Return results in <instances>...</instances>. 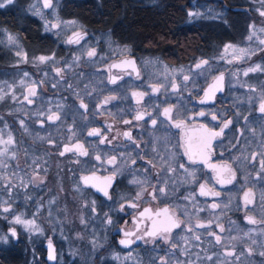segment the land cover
Returning a JSON list of instances; mask_svg holds the SVG:
<instances>
[{"label": "flooded vegetation", "instance_id": "1", "mask_svg": "<svg viewBox=\"0 0 264 264\" xmlns=\"http://www.w3.org/2000/svg\"><path fill=\"white\" fill-rule=\"evenodd\" d=\"M33 32L36 40L41 39L39 44L20 40L26 55L14 57L7 30L0 29V64L10 67L0 69L4 78L15 72L9 65L10 60L23 63L29 58L30 48L45 46L44 32ZM80 32L83 36L69 41V48L63 46L71 53L67 60L65 56L58 57V62L50 67L52 71L47 70L45 76L40 71L34 73L33 67L30 75L35 82L22 88L24 104L20 106L23 108L18 107L3 124L38 132L13 136L10 141L13 151L3 169L8 179L0 182L8 198L13 201L19 194L22 203L41 207L47 198L56 196L65 205L64 214L68 213L67 207H74L77 214H83L82 220L86 223L83 233L77 234L69 214L67 220L49 217L47 221L54 225L50 231H44L42 239L46 242L34 246L38 250L35 252L37 264H65L58 261L62 248L58 249L54 241L93 237L94 229L107 234L111 241L109 247L114 251L126 250L131 254L147 245H161L183 223V215H178L177 210L183 208L187 216L191 204L206 205L215 211L221 209L223 221L218 229L227 226L234 213L240 225L264 227V167L261 164L264 125L260 128V115L264 112L259 110L260 104L251 105L246 98L241 100L242 90L228 87L226 71H216L208 83L198 82L194 88L171 82L172 86L163 95L157 83L146 81L153 74L144 64L145 56L129 52L114 55L113 46L89 40L86 30L77 33ZM82 42L87 44L76 48ZM90 52L94 55L90 56ZM122 58H132L134 68L111 67ZM31 59L40 64L36 58ZM28 73L19 71L17 77L26 79ZM220 75L222 89L211 100L204 99V88ZM133 90L145 91V102L154 97L156 104L151 106L148 102L149 108L133 104ZM164 96H171L165 104L161 100ZM43 103L46 104L43 106ZM4 107L8 114V105ZM165 109H169L167 115ZM50 116L54 118L49 119ZM138 116L141 118L137 119ZM49 127L55 131H46ZM206 129L221 134L211 140L203 156L194 147V159H190L186 140L191 138L195 145ZM259 132L263 133L262 141ZM249 134L255 139L248 137ZM66 148L71 151H65ZM8 165L10 168L6 169ZM16 168L25 171L27 190L15 189L21 179L13 174ZM55 210L52 206L45 213ZM27 214H35L40 226L49 224L38 212L28 209L24 212L25 218H29ZM169 214L179 226L164 232ZM152 220L157 222L155 235L149 232ZM92 223L97 226L92 228ZM7 229L12 238L19 240H27V235L33 233L25 228L20 232L10 226ZM217 234L222 237L224 232L217 231ZM46 243H51L53 248L48 251Z\"/></svg>", "mask_w": 264, "mask_h": 264}, {"label": "rangeland", "instance_id": "2", "mask_svg": "<svg viewBox=\"0 0 264 264\" xmlns=\"http://www.w3.org/2000/svg\"><path fill=\"white\" fill-rule=\"evenodd\" d=\"M62 2L63 0H21V4L28 8L29 12L41 22L43 32L50 33L56 38L52 46H44L41 49L30 48L28 50L29 58L23 60V63L14 61L15 59L9 61V65L15 70L29 72L26 79L19 76L12 79L0 77V105L5 100H7L5 101V105H8V114L4 111L5 114L0 113V182L4 181L5 183L8 179L3 169L10 153L13 151L10 141H12V137L14 136L9 127L3 124L10 119V114L15 112L18 107L19 109L23 108L20 106L24 104L21 101L24 95L22 88L32 81L35 82V79L30 75L33 72V67L35 69L34 73L40 71V74L43 76L48 71H52L50 69L51 65L57 63L58 57H60L57 56L55 51L57 43L69 48L72 34L81 31V27H79L80 22L75 18H65L60 15L58 8ZM0 3L4 5L8 4L7 0H0ZM46 4H50V6H45ZM248 5L250 6L244 7L239 11L240 15L247 18V29L243 33V38L223 43L218 57L210 58L202 55L192 62L176 64L162 58H156L155 56H145L144 64L146 67L151 68L153 74L146 81L157 83L159 85L157 87L158 90L164 95V91L171 85V82L177 83L180 86L187 85L188 88H194L198 82L200 84L208 83L218 73L216 71H226L228 87H232L236 91L237 89H241L240 93L242 95L239 97L241 100L246 98L251 105L260 104L261 107L264 104V43H261V41H264V15H262L264 13V0L249 1ZM233 34L231 33V35ZM8 41L13 46L12 55L14 57L26 55L20 45L19 38L11 37ZM86 44V42H82L76 48ZM229 45L232 47L228 48L226 52L225 48ZM113 49L114 55H125L128 53L127 48L124 46H116ZM240 49L244 51L240 52ZM31 57L36 58V61H40V64L33 63ZM40 57H44L45 59L41 60ZM202 61H207L208 63L202 64ZM198 64L201 65L199 68L197 67ZM3 67L0 66V69ZM27 68L30 70L27 71ZM250 69L256 70L249 71ZM185 77H188V79H185ZM2 86L4 89H2ZM234 89H232L233 92ZM47 91L49 92V90ZM146 96V92L143 90H133V104L145 108L150 107L148 102L151 103V106L156 104L154 97L145 102L147 100ZM170 97L164 96V100L161 99L162 103L165 104L166 100L170 99ZM172 97H175V95ZM45 104L43 103V106ZM260 116L262 117L260 119L262 123L260 124V128H262L264 125V115ZM23 129H29L28 136L34 135L30 128L24 127ZM45 130L49 133L55 131L53 127L46 128ZM258 134H261L260 141H262L263 133L259 132ZM248 137L255 139L250 134ZM8 168H10V165L6 169ZM13 174L21 178L20 183L16 184L15 189L18 192L20 189L27 190L28 186L24 182L25 171L16 168L13 169ZM0 189V238H6V240L0 239V245L4 246L9 243L8 238L11 235L7 229L9 226L17 229L19 232L22 228L33 231L32 234L27 235V240L23 239L24 243L22 241L24 255L29 256V264L37 263L34 246L44 241L42 239L44 231H50V228L54 225V223L47 221L49 217L56 216L58 220H67V215L69 214L75 223L76 233H83V229L86 226V223L82 220L83 214H77L74 211L77 209L74 207L72 209L67 207L68 213L64 214L65 205L56 196L47 198L41 207H32L31 202L22 203L19 194L11 201L7 196L5 186L0 185ZM18 202H20L19 207H17ZM57 205H59V208L56 207ZM52 206L56 208L55 212L47 215L45 213L46 209H50ZM28 209L38 212L43 220L49 224L40 226L36 221L35 214H27L29 218H25L24 212ZM190 209V213L187 216L183 208L182 211L177 210L178 215L179 213L183 215L181 216L183 223L179 230L167 236V240L161 244L168 251H166L165 257L157 256L155 253L152 257L144 256L141 255V250H136L131 254L126 250H111L109 247L111 241L107 234L94 229L93 237L81 238L80 236H76L72 239L55 240L56 247L58 249L62 248L60 255H58V261L60 263L65 261V264H93L95 261L101 264H264L263 226L256 227L246 223L245 225H240L234 213L229 217V224L222 231L217 228V226H221L220 224L223 221L221 214H219L221 209L215 211L213 209L210 210L206 205L201 207L196 206V204H191ZM222 213H224L223 210ZM17 217L22 221L21 223L17 222ZM3 224L4 227H2ZM201 225L203 226L201 227ZM96 226L97 224L92 223V228ZM217 231L224 232V235L220 237ZM213 233L215 235H212ZM216 236L220 237L219 242L216 240ZM196 237H199V239H196ZM72 245L78 247L73 250ZM147 248L149 250L159 249V247L152 245H147ZM229 253H232V255H229ZM98 255L99 257L97 258Z\"/></svg>", "mask_w": 264, "mask_h": 264}, {"label": "trees", "instance_id": "3", "mask_svg": "<svg viewBox=\"0 0 264 264\" xmlns=\"http://www.w3.org/2000/svg\"><path fill=\"white\" fill-rule=\"evenodd\" d=\"M249 1L254 0H63L58 10L61 16L80 22L79 27L90 34L91 41L124 46L134 55L155 56L179 64L202 55L218 57L223 43L242 39L247 18L239 11L249 7ZM23 9L26 7L21 0L0 7V29L7 30L9 37L39 44L41 39L36 40L32 34L33 30L43 31L41 22ZM42 40L45 46H52L54 36L45 32ZM55 51L57 56H65V60L71 56L63 45H57ZM4 66L10 68L6 63ZM11 69L15 72L7 79L17 77L19 72ZM5 101L0 105L3 114ZM9 126L15 137L28 136L29 129ZM8 239V244L0 245V264H29L23 239L14 240L11 235ZM76 247L72 245L73 250ZM156 247L159 249L142 248L141 255L152 257L155 253L165 257L168 251L161 245Z\"/></svg>", "mask_w": 264, "mask_h": 264}, {"label": "snow or ice", "instance_id": "4", "mask_svg": "<svg viewBox=\"0 0 264 264\" xmlns=\"http://www.w3.org/2000/svg\"><path fill=\"white\" fill-rule=\"evenodd\" d=\"M7 3L8 4H11L12 3V0H7ZM4 6V4L3 3H0V7H3ZM45 6H50V4H46ZM262 15H264V13H262ZM10 39H11V37H10ZM250 39H251V37H250ZM261 43H264V41H261ZM230 47H232L231 45H229V46H227L226 48H225V51L227 52L228 51V48H230ZM235 51V50H234ZM240 52H243L244 50L243 49H240L239 50ZM89 55L91 56V55H94V52H90L89 53ZM40 59L41 60H44L45 58L44 57H40ZM202 64H207L208 62L207 61H202L201 62ZM201 65L200 64H198L197 65V67L199 68ZM256 69H250L249 71H255ZM245 74H247V73H245ZM185 79H188V77H185ZM220 79H222V77L220 78ZM31 91V90H30ZM31 94L32 95H35V92L34 91H31ZM260 110L262 111V112H264V104H262L261 105V107H260ZM169 112V109H165V114L167 115V113ZM201 115H203V113H201ZM54 117H49V119H53ZM55 118H58V117H55ZM141 117L140 116H138L137 117V119H140ZM213 118H215V117H213ZM153 122V124H155L156 123V121L155 120H153L152 121ZM230 123V122H229ZM177 127H180V125L179 124H177L176 125ZM225 127H227V124H225ZM223 131V129H221V132ZM90 135H94V134H96V133H89ZM221 133H218V132H212V131H209V130H205V135H203V136H201V137H199V138H197V141H196V144L194 145L193 144V141H192V139L191 138H189L188 140H186V150H187V152H188V154H189V158L190 159H194V156H193V148L195 147V149H196V151L198 152V154H200V155H204L205 154V152H206V150H208L209 148H210V145H211V140L213 139V138H215L216 136H218V135H220ZM79 147V146H78ZM65 151H71V149H68V148H66L65 149ZM62 155H63V153H61ZM81 154H83V155H87V152H82ZM97 159H99V157H97ZM112 161H109V163H111ZM261 164H262V167H264V161H262L261 162ZM86 179V182H87V179L88 178H85ZM221 182H224V181H221ZM230 182V181H229ZM102 191H103V189H101ZM161 191H163V189L161 190ZM202 193H203V188H202ZM105 195H107V192L105 191ZM145 211H148V210H145ZM165 212H167V210H165ZM250 219V222H252V223H255V221L254 220H252L251 218H249ZM17 222L18 223H21L22 221H20V219H19V217H17ZM167 223H168V225L169 226H166V227H164L162 230L164 231V232H168V231H170V227H178L179 225L175 222V221H173V220H171V218L169 217L168 218V221H167ZM203 225H201V227H202ZM154 227H155V225H154ZM222 231H223V229H221ZM12 235L13 236H15L16 235V233H15V231L13 230V232H12ZM150 235H155V232H153V233H150ZM212 235H215L214 233L212 234ZM0 239H4V240H6V238H0ZM196 239H199V237H196ZM216 240L219 242V240H220V237L219 236H216ZM122 243H123V241H122ZM229 255H232V253H229Z\"/></svg>", "mask_w": 264, "mask_h": 264}, {"label": "water", "instance_id": "5", "mask_svg": "<svg viewBox=\"0 0 264 264\" xmlns=\"http://www.w3.org/2000/svg\"><path fill=\"white\" fill-rule=\"evenodd\" d=\"M83 36V33H77L75 35H73L71 38H70V41H75L77 40L79 37H82ZM134 65H135V62L132 58H122L121 60L117 61V62H114L112 64L111 67H114V68H117V69H125L129 66L133 67L134 68ZM135 72H136V68H135ZM222 76H216L205 88H204V99H208V100H211L213 95L216 93V92H219L222 87H223V77L222 79H220ZM171 218V220L175 221L173 219V217L169 214V216H167V218H165V222H166V225H168L167 221H168V218ZM153 221V220H152ZM176 222V221H175ZM177 223V222H176ZM178 224V223H177ZM155 225V227H154ZM176 227H170V230L174 229ZM157 230V222H151L150 223V228H149V232L150 233H153V232H156ZM45 247L48 249L49 251V248H53V245L51 243H46L45 244ZM51 251L53 252V250L51 249ZM50 251V252H51Z\"/></svg>", "mask_w": 264, "mask_h": 264}, {"label": "bare ground", "instance_id": "6", "mask_svg": "<svg viewBox=\"0 0 264 264\" xmlns=\"http://www.w3.org/2000/svg\"><path fill=\"white\" fill-rule=\"evenodd\" d=\"M215 30V29H214Z\"/></svg>", "mask_w": 264, "mask_h": 264}]
</instances>
